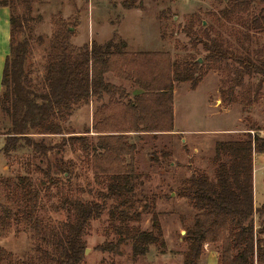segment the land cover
Segmentation results:
<instances>
[{
    "label": "trees",
    "instance_id": "16d2710c",
    "mask_svg": "<svg viewBox=\"0 0 264 264\" xmlns=\"http://www.w3.org/2000/svg\"><path fill=\"white\" fill-rule=\"evenodd\" d=\"M253 1L227 0L221 16L228 21L241 17ZM142 2L124 0L122 6L126 10L143 9ZM13 3L0 0V7L10 9L9 54L0 92V121L7 125L2 151L10 159L13 152L27 147L34 159L47 165L45 169L36 167L43 178L17 175L0 180L5 198V203H0V238L7 237L16 227L32 233L34 242L33 252L18 260L0 248V264H82L88 228L106 212L116 239L105 241L97 250L121 254L122 246H130L132 256L138 258L155 246L162 248L163 253L166 243L160 217L141 196L138 146L127 134L172 132L176 84L190 83L195 89L208 72L222 69L224 61L236 64L231 67L234 84L228 89L230 97L246 77L257 79L256 94L259 93L264 87V45L255 51L242 45L241 53H236L218 39L201 41L207 51L206 68L198 58L173 60L169 52H129L126 42L117 35L105 44L92 42L76 47L72 43L74 26L53 17L42 81L35 83L30 13L18 14ZM244 25L264 35V8ZM246 37L250 39L248 34ZM107 74L130 82L144 93L125 103V89L108 83ZM104 96L109 97V102L96 110L92 125L100 135L89 137L88 129L83 135L70 132L65 137L63 123L74 110L93 99L101 102ZM55 136H62L60 142H47V138ZM67 146L72 150L79 148L95 181L105 185L101 202L63 191L61 181L53 177L54 167L66 179L72 177L70 167L74 163L65 165L62 161ZM254 154L264 155V137L259 133L216 142L212 158L214 178L196 174L183 183L182 196L197 210L183 237L187 245L184 264H199L205 245L217 246L219 264H264V200L255 207ZM53 188L60 197L51 203V208L68 215L59 224L46 223L38 216L43 198L53 199ZM146 213L151 214L148 229L141 225Z\"/></svg>",
    "mask_w": 264,
    "mask_h": 264
},
{
    "label": "rangeland",
    "instance_id": "374dc122",
    "mask_svg": "<svg viewBox=\"0 0 264 264\" xmlns=\"http://www.w3.org/2000/svg\"><path fill=\"white\" fill-rule=\"evenodd\" d=\"M13 1L18 14L25 16L30 13L28 26L34 63L32 78L35 83L42 81L45 57L54 27L53 17L62 18L74 26L72 40H75V44L88 40L92 31L93 42L102 44L117 35L126 42L127 51L169 52L173 60L198 58L206 68L207 61L204 58L207 51L201 41L218 39L225 48L236 53H241L242 45L252 51L264 45V35L248 30L244 25L264 8L262 0H254L248 12L241 17H232L231 21L221 16L227 0H142L143 9L138 10L124 9V0ZM247 34L250 39L246 37ZM5 42L7 40L5 41L4 33L0 30V56L7 46ZM3 65L0 58V83ZM232 65L236 64L231 60L224 61L222 69L208 72L195 89H192L190 83L176 84L179 134L170 136L160 135L163 133H136L129 136L130 141L138 146L136 163L137 172L141 176V196L160 217L166 243L164 252H161L162 248L152 246L145 256L134 258L130 246H122L121 254L97 250L105 241L116 239L106 212L101 219L92 221L88 228L84 238L88 252L82 264H184L187 245L183 242V237L186 235V228L193 224L197 210L182 196L180 189L183 183L194 173H205L214 178L212 158L218 140L238 137L241 139L247 133L264 136V87L256 94L257 79L246 77L242 86L236 88L230 97L228 89L234 84ZM87 106L75 109L69 120L63 123L65 137L70 136V132L78 135V132L89 129ZM6 129L7 125L1 120L0 180L17 175L43 178V174L37 172L36 167L45 169L47 163L34 159L29 148L22 147L13 152L10 159L6 158L2 151ZM213 130L222 131L221 134L205 133ZM193 131L199 133L194 134ZM88 136L93 137L90 134ZM61 139L62 136L50 137L47 142L54 144ZM84 156L78 147L72 150L67 146L62 161L65 165L69 161L74 163L70 167L72 177L66 179L56 167L53 168L52 175L61 181L63 191L101 202V194L106 192L105 185L95 181ZM55 161L53 160L54 163ZM263 179L264 155L260 154L255 158V207L264 200ZM53 194L51 201L43 198L38 216L46 223L59 224L68 215L65 211H53L50 205L56 203L60 197L57 196L56 188H53ZM0 203H5L1 188ZM150 218V213L144 214L141 224L144 229L150 227ZM256 224H259L257 218ZM31 237L32 233L14 227L7 237L0 238V248L12 253L16 260L23 259L34 250ZM219 256L217 246L205 245L199 264H219Z\"/></svg>",
    "mask_w": 264,
    "mask_h": 264
},
{
    "label": "crops",
    "instance_id": "0c3cea01",
    "mask_svg": "<svg viewBox=\"0 0 264 264\" xmlns=\"http://www.w3.org/2000/svg\"><path fill=\"white\" fill-rule=\"evenodd\" d=\"M9 17H10V9L8 7H0V30L4 33L5 41L7 40V42H5V46L6 45L7 46L4 47V50H2V54L0 56L1 61H3L4 64H5L6 57L9 54V40H10V22H9ZM91 38H92V41H91ZM85 41H83V40L82 41H78V43L75 44V40H72V43L76 47H83L84 46L83 44H85V43H87V44L90 43V45H91L92 42H93V31H92V36H90V38L88 40H85ZM98 44H102V43H98ZM3 69H4V65H3ZM2 74H3V70H2ZM111 76L113 77V79H110ZM105 77H106V81L108 83L113 84V85L118 86V87H123L125 89L126 93H125L124 98H123V101L125 103L128 100L133 99L134 97H136L138 95H142L144 93L141 89L132 86V84L130 82H126V81H122L120 79H117L112 74H107ZM1 81H2V79H1ZM1 90H2V85L0 83V91ZM117 98H118V96H117ZM176 100L177 99H176L175 90H174V92H173L174 128H173L172 132H166V133H163V134L159 133L160 135L174 136V135H177V134L180 133L177 130V101ZM108 102H109V97L108 96H104V99L101 102H98L95 99H93V100H91L90 105L88 104L87 107H88V110H89V130H91V133H89L90 136L96 137V136L100 135L99 133L94 132V130L92 129L93 116H94V113L96 112V110L99 107H101L103 104H107ZM84 106H86V105H84ZM221 131L222 130H213V131H205V133L221 134ZM84 132L85 131L78 132V135H83ZM193 133L194 134H198L199 131H193ZM133 134H136V133H128L127 135L128 136H132ZM159 134L157 133L156 135H159ZM238 138H230V139H227V140H218L217 142H219V141H229V140H239ZM254 157L256 158V154H254ZM255 158H254V172H255ZM262 182H263V185H264V179L262 180ZM255 188H256V184L254 185V191H255ZM263 190H264V186H263ZM208 246H210V245H208Z\"/></svg>",
    "mask_w": 264,
    "mask_h": 264
},
{
    "label": "water",
    "instance_id": "95a60500",
    "mask_svg": "<svg viewBox=\"0 0 264 264\" xmlns=\"http://www.w3.org/2000/svg\"><path fill=\"white\" fill-rule=\"evenodd\" d=\"M200 62H202L201 60H199ZM87 252H88V249H86V251H85V255L87 254Z\"/></svg>",
    "mask_w": 264,
    "mask_h": 264
}]
</instances>
